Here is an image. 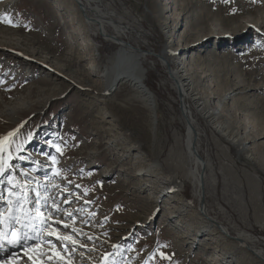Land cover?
<instances>
[{"label": "rangeland", "instance_id": "374dc122", "mask_svg": "<svg viewBox=\"0 0 264 264\" xmlns=\"http://www.w3.org/2000/svg\"><path fill=\"white\" fill-rule=\"evenodd\" d=\"M9 1L0 0V214L10 209L21 217L27 207L23 216L31 218L11 224L0 244L39 225L31 236L45 234V243H23L47 249L41 256L48 257L38 251L34 264H66L53 261L54 255L69 264H263L233 236L249 235L250 246L264 257V0L96 4L130 29L126 41L151 53L140 64L155 104L154 123L137 91L126 88L106 99L97 93L101 82L92 69L116 45L84 29L72 0ZM167 45L178 49L196 92L219 113L213 125L193 118L201 155L206 152L215 175L214 190L206 191L231 219L229 237L214 223L209 235L194 237L204 224L188 185L159 201L171 180L165 159L173 135L182 148L186 133L180 95L157 56ZM167 58L171 66L174 59ZM217 126L236 132L245 154L219 136ZM156 161L169 170L152 178L135 175Z\"/></svg>", "mask_w": 264, "mask_h": 264}, {"label": "bare ground", "instance_id": "6f19581e", "mask_svg": "<svg viewBox=\"0 0 264 264\" xmlns=\"http://www.w3.org/2000/svg\"><path fill=\"white\" fill-rule=\"evenodd\" d=\"M15 1L16 0H10L8 6L14 5ZM72 1L75 5V13L79 14L78 16L82 17L83 19L82 22L84 29H92L101 36L103 41L111 45H116V49L114 50V52L110 55H106L103 58H100L97 65L92 69V72L99 77V80L101 82V84L98 83L99 87L97 93L102 95V97L106 99L116 96L119 92L125 90L126 88L128 89V91H137L141 96L144 97V100L141 99L138 95H135L136 98L144 101V106L149 110L153 123L156 122V117L154 115L155 104L153 103V96H151L152 93L143 84L144 74L142 70L143 68L140 64V59L151 53H147L146 51L145 53L143 51V47H141L142 50H140L141 48H136L130 43V41H126L127 32L130 29L120 20L115 21L112 14L106 13V11L110 8L108 9V7H106V11L101 10L99 6L96 5L100 2V0ZM106 25L110 26L113 33L108 31ZM246 31L248 33L251 32L252 29L249 27ZM234 36L235 38H237L236 35ZM217 38L220 39V42L224 41L222 36H218ZM169 44L171 46V42ZM167 46L168 47L157 56L161 59V61H163V63H165V65H167L166 67L169 68V74L174 82V88L178 91V95H180L179 97L181 100V114L186 126V133L183 139L184 147L182 148L180 138L177 137V135H173V141L171 147L167 151V156L165 159V165L169 166L170 168L169 175H171V180L169 186H167L166 189L162 190L159 193V198L161 199L159 201L163 200L165 202L167 197H169V193L172 194V192L174 191H179L180 188L184 185H188L190 187V201L194 200V202L198 204L196 207V214H199L198 218L202 220L201 222H203L204 224V227L195 231L194 237L204 238L205 236L209 235V232L212 230L210 228H213L210 226V224L212 225L213 223L215 224V226H218L219 229L226 234V236H228L231 234V228L235 230V227H233L231 219L226 217L227 215L225 213V208L222 205L215 204L213 202L214 194L211 192H207L209 191L210 187L212 188V191L214 190L216 182L215 175L211 173V160L207 156L206 152L205 156L201 155L199 134L196 126L197 123L193 118V115L200 116L207 122L208 125H213L217 121L216 116L219 115V113L215 109L208 108L209 101L200 97L196 92V82L194 80L192 72L189 69H183V59L179 58V55H177L178 49L171 50V47L169 48V45ZM167 57H171L172 60L174 59L171 66ZM219 104L223 105L224 102L222 101ZM109 124L112 125L111 123ZM113 129L114 131H116L115 128ZM216 132L219 136H222L226 141L230 142L234 147H236L238 154H243V151L245 154V150H247V147L245 143H242L240 141V137L236 132H230V130L228 129L224 131L220 126H217ZM153 138H155L154 134ZM110 141L112 142L110 147L113 150L115 148V144H117L118 141L116 138L111 139ZM1 145L2 139H0V146ZM119 148L120 151H127V149L121 146ZM246 159H248L247 156ZM162 169L168 168L163 166L159 161H156L153 162V165L147 167L145 170L140 169L138 174L135 175L142 177L149 176V178H152L151 175L159 173L160 171H162ZM252 200L253 198L251 199V201ZM28 209L30 208L26 207L22 210V216L20 218H25L26 221H29L30 223L29 219L31 217L23 216L26 214V212H28ZM5 212L8 214V216L10 215V218L12 217L11 214L8 213V209L5 210ZM1 215L3 216V214ZM217 216H220L221 220H219ZM173 218H176V216H171V221L173 220ZM25 223L26 222H24V224ZM9 224L10 223L6 221V218L0 219V228H2L3 225ZM39 231L40 226L37 225V228L33 229L30 233L27 230H21L19 231V235L25 232L27 233V235H30L31 238L28 239V244L30 241L45 243L43 240V235L45 234H43L42 237L39 236L38 239L31 236V234H36ZM233 239L237 241L242 247L247 249L246 251H248L250 255H252V257L257 259L260 263L264 264V257L262 256V254L259 251L254 250L250 246L249 243L252 240L249 235L245 234L244 232H237L235 236H233ZM14 240L15 236H8L6 241ZM47 240L49 239L47 238ZM24 242H20L19 246L17 247H13L12 244L9 243L4 245V249L6 250H0V261L3 259L5 261L0 262V264H34V261L37 262L38 260L35 256L38 251H40V258L46 259L48 257L41 256L44 255L43 250L47 249H45L40 244H38L35 248L33 247L27 249L28 245H24ZM21 248H23V250L25 251L21 250ZM23 259L24 261L21 262ZM53 261L57 263L65 262L66 264H69L68 260H64L61 258L59 259L57 255H54ZM105 261V259H101L97 264H105Z\"/></svg>", "mask_w": 264, "mask_h": 264}, {"label": "snow or ice", "instance_id": "6c2138e0", "mask_svg": "<svg viewBox=\"0 0 264 264\" xmlns=\"http://www.w3.org/2000/svg\"><path fill=\"white\" fill-rule=\"evenodd\" d=\"M3 19L7 20V17L5 16V17H3ZM57 150L59 151V149H57ZM2 167H3V165L0 164V169H2ZM85 194H87V193H85ZM9 195H11V193H9ZM24 199H26V197H21L20 198L21 201L24 200ZM10 203H11V201H10ZM46 205H47V200H45V206ZM19 207H20V201H17L16 208L18 209ZM38 211H39V209H37V212ZM64 211H67V209H64ZM10 219H11L12 223L19 224L21 218L19 216L13 215ZM40 223H41V225H46L47 221L46 220H41ZM64 226L67 227V225H64ZM21 227L22 228H26L27 225L22 224ZM13 234H15V233H13ZM6 235H8L7 232H0V238L4 237ZM29 238H31V237H29L27 235V233L25 232L23 234L18 235L16 241H7V243L12 244L13 247H17V246H19L20 242H24V241H26ZM64 239L68 240V239H71V237L65 236ZM73 243H75V241H73ZM0 250H6V249H4V245L3 244H0Z\"/></svg>", "mask_w": 264, "mask_h": 264}]
</instances>
